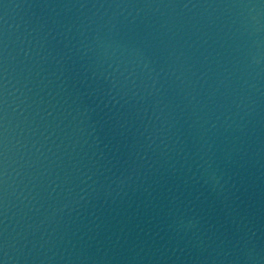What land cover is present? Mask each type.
Masks as SVG:
<instances>
[{"label":"water","instance_id":"95a60500","mask_svg":"<svg viewBox=\"0 0 264 264\" xmlns=\"http://www.w3.org/2000/svg\"><path fill=\"white\" fill-rule=\"evenodd\" d=\"M0 264H264V0H0Z\"/></svg>","mask_w":264,"mask_h":264}]
</instances>
